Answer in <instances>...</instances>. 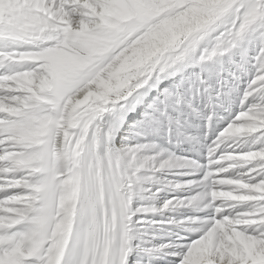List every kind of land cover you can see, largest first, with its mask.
<instances>
[{
	"label": "snow or ice",
	"instance_id": "snow-or-ice-1",
	"mask_svg": "<svg viewBox=\"0 0 264 264\" xmlns=\"http://www.w3.org/2000/svg\"><path fill=\"white\" fill-rule=\"evenodd\" d=\"M0 264H264V0H0Z\"/></svg>",
	"mask_w": 264,
	"mask_h": 264
}]
</instances>
